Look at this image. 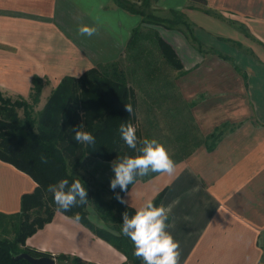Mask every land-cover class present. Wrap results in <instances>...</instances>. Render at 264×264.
<instances>
[{
	"label": "crops",
	"instance_id": "1",
	"mask_svg": "<svg viewBox=\"0 0 264 264\" xmlns=\"http://www.w3.org/2000/svg\"><path fill=\"white\" fill-rule=\"evenodd\" d=\"M174 13L184 15L186 26L151 23L152 16L166 20ZM82 26L95 34L80 35ZM136 30L140 50L128 51ZM156 37L173 49L181 71L158 52ZM109 66L126 77L134 110L140 106L137 84L153 116L164 105L177 116L178 103L181 110L185 103L197 137L172 175L137 180L124 194L129 216L162 194L159 205L171 209L167 231L179 242L180 264H264V0H0V93L28 100L33 79H41V110L63 79ZM183 115L175 119L181 143L189 137ZM219 128L208 151L205 142ZM112 162L88 157L75 172L91 175L106 195L113 191ZM35 187L0 161V217L18 214L21 198ZM88 214L105 228L94 211ZM25 245L89 264L127 263L59 212Z\"/></svg>",
	"mask_w": 264,
	"mask_h": 264
},
{
	"label": "trees",
	"instance_id": "2",
	"mask_svg": "<svg viewBox=\"0 0 264 264\" xmlns=\"http://www.w3.org/2000/svg\"><path fill=\"white\" fill-rule=\"evenodd\" d=\"M144 19L147 20V16ZM150 19L155 25L169 23L168 20L155 16ZM177 21L185 25L184 15H176ZM139 37L140 32L134 31L127 45L128 51L140 50L138 45L142 38ZM156 45L167 64L174 70L181 71L183 67L173 49L158 37ZM112 72V66H109L107 71L92 69L77 80L63 79L39 111L34 108L39 103L44 86L41 79L34 78L32 81L30 103L22 98L15 101L10 98L3 99L0 93V161L26 174L36 184L32 193L21 198L19 213L7 217L14 222V235L12 239L0 235V264H30L24 259H16L21 254L34 258H52L49 254L26 247L25 242L50 223L54 214L59 212L53 202V194L47 189L49 185H55L63 179H67L69 184L80 179L87 190L88 199L86 203L77 205L68 212L59 213L69 218L79 213V222L121 252L127 258L126 264H142L133 255L132 241L121 233L123 221L114 215L115 211L131 212L116 199V195L123 197L137 180L150 179L157 173L150 172L146 176L137 177L126 192L117 188L111 192L109 201L102 199L103 186H100V191H92L75 173V169L88 157L111 162L125 155L137 154L127 147L119 132L121 124L132 123L136 126L135 100L132 91L127 87L124 74L117 68ZM126 105L131 106V113L126 111ZM19 110H22V118ZM80 124L84 125L82 131L93 134L95 143L85 145L75 141L71 129ZM222 132L219 128L209 136L205 142L208 151L214 149ZM136 135L139 148L142 139L138 130ZM161 199L162 194L153 202L159 206ZM87 206L93 207L105 228H99L90 221ZM54 259L56 264H89L77 257L63 254L55 256Z\"/></svg>",
	"mask_w": 264,
	"mask_h": 264
},
{
	"label": "clouds",
	"instance_id": "3",
	"mask_svg": "<svg viewBox=\"0 0 264 264\" xmlns=\"http://www.w3.org/2000/svg\"><path fill=\"white\" fill-rule=\"evenodd\" d=\"M95 32L94 27L79 28V34L82 36L91 37ZM126 111L131 113L130 105H126ZM83 126L80 124L71 129L75 141L85 145L95 143L92 133L81 130ZM119 132L127 147L137 154L125 155L112 162L114 177L110 181V188L113 191L119 188L126 192L128 186L132 185L137 177L146 176L150 172L169 176L175 172L174 160L156 139L145 138L140 141L141 146L138 148L136 128L132 123L121 124ZM47 191L53 194V202L59 212H68L73 207L86 203L88 199L87 190L80 179L74 180L71 184L67 179H63L55 185H49ZM116 199L121 204L127 203L119 194L116 195ZM170 212V208L162 204L158 206L153 200L148 199L131 217L127 212L123 214L121 233L132 241L133 255L140 259L142 264H180L179 242L167 231L170 227L167 223ZM72 219L79 222V213H76Z\"/></svg>",
	"mask_w": 264,
	"mask_h": 264
},
{
	"label": "rangeland",
	"instance_id": "4",
	"mask_svg": "<svg viewBox=\"0 0 264 264\" xmlns=\"http://www.w3.org/2000/svg\"><path fill=\"white\" fill-rule=\"evenodd\" d=\"M169 21V23H165L168 27H175L176 26V15L175 14H169L167 16V19ZM168 70L170 71V68H168ZM130 83V81H129ZM144 86V85H143ZM137 89L139 90V95H137V98H139V102H138V108L135 111L136 114V130H138L140 132L141 135V139H156L158 142H160L169 152L171 158L174 160V162L178 161L179 159H181L183 156L186 157L189 153H191V150L196 146V142H195V138L197 139V137L194 136L195 133L192 132V128H191V123L189 122V118H188V108L186 107L185 103H184V108L183 110L180 109V105L178 103V110L177 111V116L179 117V114H181V112H183V118H184V124H185V128L189 129L185 130L186 133L189 135V137H184V141L181 143L179 142L180 138L179 136L176 135V124H175V119L177 118V116L175 115V111H165L166 107L164 105V111H161L158 114H155L153 116V113H151L150 111L146 110V106L144 104H142V100L145 96V93L143 91H141V89L139 88L138 84H137ZM143 90V88H142ZM3 99H8L10 98L12 101H15L16 99L20 98V97H13V96H8V95H4L2 94ZM28 103H30L29 99L27 100ZM179 102V101H178ZM175 105V103H172ZM172 107V106H171ZM170 107V108H171ZM39 105L37 104V106H35L34 110L35 111H39ZM19 116L22 118V110H19ZM176 116V117H175ZM182 116V115H181ZM145 119H142L144 118ZM182 118V117H181ZM143 122V124H142ZM147 125H150V127ZM178 137V139H177ZM141 140V141H142ZM94 159V158H92ZM77 175H79L80 178H82L91 188V190H95V191H100L99 187L97 186V184L95 185V180L94 178L87 174L84 173L83 171H81V173H79V170H76L75 172ZM96 189H92L95 188ZM101 195H102V199L104 201H109L111 199V193H106L101 191ZM105 196V199L104 197ZM92 212L94 211L93 207L91 206H87V211ZM125 212L124 211H115L114 215L119 218L120 220L123 221V214ZM128 213V212H127ZM129 214V213H128ZM94 215V214H92ZM90 221L95 225L93 218L90 216ZM13 221L12 219H8V218H1L0 217V235L1 237H5L7 239H12L13 235H14V228H13ZM96 226V225H95ZM119 226V225H117Z\"/></svg>",
	"mask_w": 264,
	"mask_h": 264
},
{
	"label": "water",
	"instance_id": "5",
	"mask_svg": "<svg viewBox=\"0 0 264 264\" xmlns=\"http://www.w3.org/2000/svg\"><path fill=\"white\" fill-rule=\"evenodd\" d=\"M16 259H24L30 264H56L53 258L50 257L34 258L28 254H21L17 256Z\"/></svg>",
	"mask_w": 264,
	"mask_h": 264
},
{
	"label": "built area",
	"instance_id": "6",
	"mask_svg": "<svg viewBox=\"0 0 264 264\" xmlns=\"http://www.w3.org/2000/svg\"><path fill=\"white\" fill-rule=\"evenodd\" d=\"M52 258L54 259V257L52 256ZM54 261H55V259H54Z\"/></svg>",
	"mask_w": 264,
	"mask_h": 264
}]
</instances>
